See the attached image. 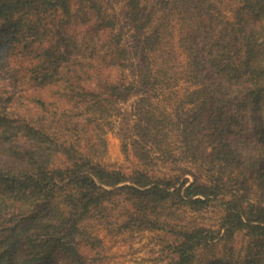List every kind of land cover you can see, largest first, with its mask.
Segmentation results:
<instances>
[{"label":"trees","instance_id":"trees-1","mask_svg":"<svg viewBox=\"0 0 264 264\" xmlns=\"http://www.w3.org/2000/svg\"><path fill=\"white\" fill-rule=\"evenodd\" d=\"M108 1L0 0V264H101L99 229L160 232L169 264H264V0H124L140 66ZM151 59L197 86L209 160L182 162L195 126L172 147L170 115L124 107ZM110 131L130 172L103 162ZM212 207L216 227L182 216Z\"/></svg>","mask_w":264,"mask_h":264},{"label":"rangeland","instance_id":"rangeland-1","mask_svg":"<svg viewBox=\"0 0 264 264\" xmlns=\"http://www.w3.org/2000/svg\"><path fill=\"white\" fill-rule=\"evenodd\" d=\"M124 0H109L108 5L120 12L121 24L120 30L124 34L125 44L129 46L135 53L138 66L142 63L141 57L145 54L146 46L145 35H140L134 28L133 22L124 16L123 5ZM178 34V33H177ZM178 37L176 38V41ZM176 43V42H175ZM175 52L178 55L179 65H183L186 56L178 43L175 44ZM153 58V57H152ZM149 62L151 69L147 83L144 84L139 92L124 107L137 112L153 111L157 114L160 112L170 115L169 121L172 119L170 127H166L163 131L168 130L169 142L173 147L179 144L177 140V132L183 130L186 125L195 126L196 132L190 142V151L182 158L183 164H189L193 161L194 152L208 155L210 147L207 143V137L204 136L205 130L199 131V125L195 123L197 106L201 103L202 98L198 96L197 86L188 82L184 78H180L177 83L170 84L163 79L155 80L156 64ZM176 122H178L176 124ZM173 129V130H172ZM175 129V130H174ZM107 152L103 158V162L113 168H121L130 172L138 166V161L130 153L126 155L122 150V142L116 131H110L107 135ZM179 146V145H178ZM199 160V161H198ZM195 160L198 164H203L200 158ZM220 209L212 207L202 212L185 211L182 216L186 221L193 220L199 224H206L216 227ZM97 233L103 238L104 253L101 264H169L170 256L168 251L164 249V239L160 232L142 231V232H125L118 233L115 231H107L99 229ZM235 244L240 246L243 244L242 236L235 239Z\"/></svg>","mask_w":264,"mask_h":264}]
</instances>
